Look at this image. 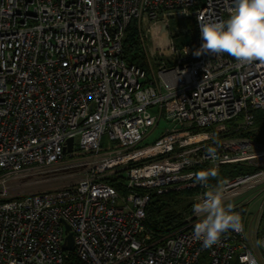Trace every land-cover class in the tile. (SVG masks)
Here are the masks:
<instances>
[{"label":"built area","instance_id":"1","mask_svg":"<svg viewBox=\"0 0 264 264\" xmlns=\"http://www.w3.org/2000/svg\"><path fill=\"white\" fill-rule=\"evenodd\" d=\"M233 6L0 0V264H264V200L255 248L249 206L234 201L264 184V146L251 135L254 112H264V63L194 55L202 43L197 17L226 20ZM133 21L138 38H160L150 48L152 75L123 58ZM161 123L160 135L143 144ZM104 134L117 146L102 150ZM231 163L255 169L217 183L238 231L204 248L193 238L203 218L194 207L166 235L146 228L152 193L192 190L197 203L217 184L205 188L194 174ZM49 180L62 183L28 190ZM68 233L73 250L63 248Z\"/></svg>","mask_w":264,"mask_h":264},{"label":"clouds","instance_id":"2","mask_svg":"<svg viewBox=\"0 0 264 264\" xmlns=\"http://www.w3.org/2000/svg\"><path fill=\"white\" fill-rule=\"evenodd\" d=\"M201 46L194 53L233 57L241 65L264 63V0H234L226 20L198 16ZM209 153L214 150L209 148ZM218 177L214 168L194 174L195 181L205 188L211 187L210 178ZM233 204H225L222 188L217 184L206 191L199 202L194 204V212L203 218L194 225L193 238L204 248H211L220 241L222 234L229 230L238 231L239 216L232 214ZM257 246H264L257 241Z\"/></svg>","mask_w":264,"mask_h":264},{"label":"trees","instance_id":"3","mask_svg":"<svg viewBox=\"0 0 264 264\" xmlns=\"http://www.w3.org/2000/svg\"><path fill=\"white\" fill-rule=\"evenodd\" d=\"M137 35V27L133 21L125 30L122 41V55L129 64L147 71V63L139 47V38ZM254 117L256 130L251 135L255 140L261 142L257 134V129L262 130L264 128V112L255 111ZM254 170V168L244 163L224 164L217 169L218 177L215 179L210 178V181L217 184L225 178L250 173ZM109 183L118 188L120 192H124V189L115 179H109ZM192 192L194 191H174L167 194L152 193L146 208V217L144 220L146 228L155 236H163L180 227L184 219L183 212L189 214L194 207L195 203L189 202L186 198ZM72 260L75 264H79L77 260Z\"/></svg>","mask_w":264,"mask_h":264},{"label":"rangeland","instance_id":"4","mask_svg":"<svg viewBox=\"0 0 264 264\" xmlns=\"http://www.w3.org/2000/svg\"><path fill=\"white\" fill-rule=\"evenodd\" d=\"M173 22L181 23L179 21V19H175V20L173 19ZM137 34H138V31H137ZM155 41H156L155 38H139V47L143 52L144 58H145L146 63H147L146 70L150 75H152L156 70V68H155L156 65L154 63L155 60L150 55L151 54L150 48L155 46ZM164 53L167 54V52H164ZM162 56H164V55H162ZM161 59L162 58H160V60ZM164 126H165V124L161 123L160 126L153 132V134L149 138H147L143 141V144L144 143H150L155 138H157L160 135ZM259 130L257 129V134L259 135L261 142H262V145L264 146V128L260 131ZM116 146H117L116 142H113L112 140L109 139L107 134H104L103 140H102V150H110L111 148L116 147ZM245 165L250 166L247 163ZM61 183H62L61 181L49 180V181L42 182L38 185H35L33 187H30V188H28V190H30V191L43 190V189L49 188L51 186L60 185ZM263 185H261V186L256 185V186L252 187L248 191L243 192L241 195H239L234 200L235 202H238V203L243 204L245 206H249V212H248L247 217H246V229H247L248 238H249V240L253 246L255 245V238H256L255 220H256L257 214H255V213H257L259 206L261 205L262 201L264 200V186ZM193 195H194V192L190 193L188 196H186V198L189 202H193V204H194L195 202H194V196ZM186 214H188V213H186ZM263 224H264V219H263ZM254 248H255V246H254ZM234 261L235 260H233L231 264H235Z\"/></svg>","mask_w":264,"mask_h":264},{"label":"water","instance_id":"5","mask_svg":"<svg viewBox=\"0 0 264 264\" xmlns=\"http://www.w3.org/2000/svg\"><path fill=\"white\" fill-rule=\"evenodd\" d=\"M72 139H68L67 141V150L71 151L72 150ZM69 230V226L66 225V231ZM63 248L66 250H73L74 249V244H73V237L71 233H68L65 239V243L63 245Z\"/></svg>","mask_w":264,"mask_h":264},{"label":"bare ground","instance_id":"6","mask_svg":"<svg viewBox=\"0 0 264 264\" xmlns=\"http://www.w3.org/2000/svg\"><path fill=\"white\" fill-rule=\"evenodd\" d=\"M156 35H157V33H156ZM155 39L159 41L160 38H155Z\"/></svg>","mask_w":264,"mask_h":264}]
</instances>
